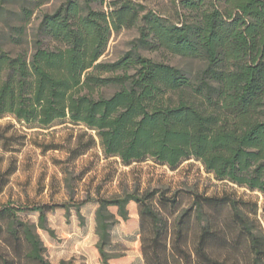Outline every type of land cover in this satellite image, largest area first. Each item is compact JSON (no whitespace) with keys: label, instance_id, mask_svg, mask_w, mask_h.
<instances>
[{"label":"trees","instance_id":"16d2710c","mask_svg":"<svg viewBox=\"0 0 264 264\" xmlns=\"http://www.w3.org/2000/svg\"><path fill=\"white\" fill-rule=\"evenodd\" d=\"M177 9L171 21L135 0H62L28 26L32 10L21 6L23 23L0 30V117L27 128L82 126L69 159L97 140L105 156L124 165L151 158L175 168L193 158L218 180L264 195V0H179ZM122 28L136 29L132 47L114 61L101 60L111 33ZM142 49L200 58L205 67L192 80ZM191 197L174 216L176 198L155 190L2 205L0 264H52L37 230L53 236L49 213L69 206L78 213L90 201L97 203L99 264L120 257L105 248L111 227L128 219L130 202L143 264H264L256 203L247 208L230 195ZM21 212H36L37 222Z\"/></svg>","mask_w":264,"mask_h":264},{"label":"rangeland","instance_id":"374dc122","mask_svg":"<svg viewBox=\"0 0 264 264\" xmlns=\"http://www.w3.org/2000/svg\"><path fill=\"white\" fill-rule=\"evenodd\" d=\"M40 1L0 0V30L23 23L18 15L21 6L32 10L28 26H36L41 14L54 10L62 0H46L38 4ZM135 1L171 21L178 19L179 0ZM136 36L135 28L112 32L100 59L116 60L132 47ZM140 52L179 68L192 80L205 67L204 61L196 57L172 55L164 50L142 49ZM81 129L82 126L69 123L55 124L47 129L27 128L10 116L0 117V206L71 204L87 197L155 190L166 197L176 198L178 203L174 216L190 205L193 192L205 196L230 195L247 201V208L257 204L255 218L264 231V195L259 191L227 180H218L193 158L182 161L175 168L151 158L124 165L118 157L105 156L97 140L95 146L86 153L69 159L67 149L73 146L75 136ZM96 207L97 203L90 201L79 207V214L74 206H69L68 211L57 208L47 215V225L53 229L54 235L41 229L37 232L46 247V257L52 264L69 259L73 263L99 264L93 247L97 241L94 219ZM127 208L128 219L120 220L110 229V245L105 249L120 256L112 259L110 264H143L136 205L130 202ZM247 208L245 211H248ZM109 210L116 213L115 207ZM171 210L163 212L167 214ZM227 214V208L220 212L221 217ZM20 215L30 222H37L36 212H21ZM4 246L0 241V247Z\"/></svg>","mask_w":264,"mask_h":264}]
</instances>
